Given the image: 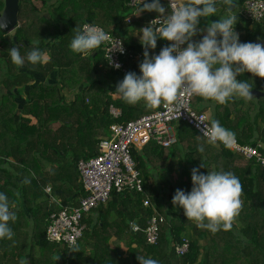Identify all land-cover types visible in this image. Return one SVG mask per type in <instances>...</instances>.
Wrapping results in <instances>:
<instances>
[{"label": "trees", "instance_id": "obj_1", "mask_svg": "<svg viewBox=\"0 0 264 264\" xmlns=\"http://www.w3.org/2000/svg\"><path fill=\"white\" fill-rule=\"evenodd\" d=\"M160 2L170 11L166 0ZM3 7L0 0V11ZM216 7L217 17L226 14L223 0H217ZM134 10L128 0H20L15 32L0 28V192L9 197L17 215L10 222L13 239L0 240V264H140L138 256L159 264H264V166L225 145L209 143L186 122L177 127V141L171 146L150 142L141 150L132 148L143 192L113 191L109 201L83 219L86 227L76 245L47 238L50 214L78 205L85 195L79 160L99 153V143L111 134L113 123L158 108H148L143 101L130 105L115 97L117 92L110 87L128 72L142 75L144 47L134 35L159 13L144 11L135 17ZM235 15L240 42L264 44V20L254 22L237 10ZM88 21L111 30L142 56L126 59L127 71L122 72L109 66L102 45L87 54L74 53L70 42L75 29ZM211 21L202 17L199 27ZM205 34L193 39L199 41ZM35 41L49 56L45 64L33 65L26 59L37 47ZM170 44L158 38L156 49L149 53L158 55ZM12 47L25 57L22 67L12 63L8 52ZM237 79L264 91V78L246 72ZM111 105L122 114L112 116ZM194 105L201 112L211 108L210 122L219 121L241 143L262 144L259 149L264 154V96L236 97L223 105L196 96ZM193 168L204 174L232 172L241 181L243 207L231 231L214 234L200 228L187 219L183 208L173 205L177 189L191 191ZM146 197L149 205L144 204ZM153 217L158 237L150 243L147 228ZM185 239L190 241L189 249L178 255L175 245Z\"/></svg>", "mask_w": 264, "mask_h": 264}, {"label": "clouds", "instance_id": "obj_2", "mask_svg": "<svg viewBox=\"0 0 264 264\" xmlns=\"http://www.w3.org/2000/svg\"><path fill=\"white\" fill-rule=\"evenodd\" d=\"M216 3L217 0H185L177 4L176 0H169L168 11L160 0H152L151 3L143 0L136 15L144 11L159 15L140 29L144 47V59L139 64L142 75L128 72L116 86L115 91L126 103L135 105L143 101L148 108L164 105L181 112V109H186V100L192 96L221 105L236 97L253 98L251 85L237 77L248 72L264 78V44L240 42L239 34L235 31L237 17L232 11L234 0H223L228 6L226 14L200 28L202 17L216 15ZM8 24V18L0 16V28L6 29ZM75 32L70 49L78 54H87L112 39L102 28L90 24L77 27ZM199 33L206 34L195 41L193 38ZM158 38L171 44L152 56L149 49H156ZM34 44L37 47L27 53V61L33 65L47 63L49 56L39 49V41ZM117 47L121 53L124 52L123 44ZM8 52L13 64L18 67L24 65L25 57L17 47H12ZM114 66L120 67L119 64ZM198 122L203 124L202 136L209 143L219 141L231 147L236 142V134L219 121L212 120L210 126L202 120ZM198 150L203 152V146ZM201 167L205 165L201 164ZM191 179V191L177 189L173 205L183 208L187 219L200 228L214 234L221 230L231 231L243 207V185L239 178L232 172L208 171L204 174L199 168H193ZM13 208L9 197L0 192V240L13 239L10 222L17 219ZM138 260L140 264H159L150 257L138 256ZM21 264H26V261Z\"/></svg>", "mask_w": 264, "mask_h": 264}, {"label": "built area", "instance_id": "obj_3", "mask_svg": "<svg viewBox=\"0 0 264 264\" xmlns=\"http://www.w3.org/2000/svg\"><path fill=\"white\" fill-rule=\"evenodd\" d=\"M166 1L169 7V0ZM142 2L143 0H135V2L128 0V4L135 9H138ZM176 3L182 4L184 0H176ZM240 5L239 12L244 18L254 22L264 20V0H241ZM156 17H151L147 23L149 24ZM85 24L98 26L112 37L110 41L101 45L105 50V58L109 66L114 70L126 72V59L142 56L141 53L136 54L130 50L120 36L115 35L104 26L91 21ZM122 44L123 53L117 47ZM116 64H119L120 67L116 68L114 66ZM195 98L196 96L188 98L186 109H181V112L176 111L174 107L161 105L156 110L136 119L113 123L110 126L111 134L103 137L99 143V153L88 158H82L78 162L85 195L80 198L78 205L67 206L50 214L47 238L54 242H65L70 246L76 245L86 227L83 219L94 208L109 201L113 191L122 192L128 189L143 192V180L137 168L136 160L132 156V148L141 150L150 142L162 147L173 145L177 141V127L181 122L188 123L202 134L203 124H199L198 120L204 121L209 126L211 122L206 112L197 110L194 105ZM110 113L112 116L118 117L122 114V110L111 105ZM214 144L224 145L219 141ZM260 147L262 144H245L236 138V142L228 148L242 154L246 159H256L264 166V154L259 149ZM47 191L50 192V188ZM144 204H150L149 197L144 199ZM134 229H139V226L134 225ZM157 237V218L153 217L150 226L147 228V238L150 243H155ZM189 246L190 241L185 239L175 245V251L178 255H183L188 251Z\"/></svg>", "mask_w": 264, "mask_h": 264}, {"label": "water", "instance_id": "obj_4", "mask_svg": "<svg viewBox=\"0 0 264 264\" xmlns=\"http://www.w3.org/2000/svg\"><path fill=\"white\" fill-rule=\"evenodd\" d=\"M19 3L20 0H4V7L0 11V16H6L9 20L8 27L6 29L1 28L6 33H11L19 25ZM252 96L255 98L264 96V91L252 89Z\"/></svg>", "mask_w": 264, "mask_h": 264}, {"label": "crops", "instance_id": "obj_5", "mask_svg": "<svg viewBox=\"0 0 264 264\" xmlns=\"http://www.w3.org/2000/svg\"><path fill=\"white\" fill-rule=\"evenodd\" d=\"M234 4H235V7L232 9V11H233V13L235 14V12H236V10L239 12L240 11V8H241V3L239 2V0H235L234 1ZM137 14V9H135L134 10V12H133V16H135V17H140L142 14H143V12L141 13V14H139V15H136ZM130 18H131V16H130ZM130 18H129V20H130ZM210 18V20H218V19H220L221 17H217L216 15H214V16H211V17H209ZM148 22V21H147ZM145 23V26H147L148 25V23ZM144 26V27H145ZM238 34H239V32L238 31H236ZM141 35H142V33H140V32H137L135 35H134V37H135V39H137V40H140L141 41V39H140V37H141ZM135 58H133V59H131V60H134ZM54 79L53 78H51V81H53ZM111 87V90H114V89H116V86L115 85H111L110 86ZM114 96L115 97H119L120 95L118 94V93H115L114 94ZM145 104V103H144ZM248 105L249 104H247V105H245V107L247 108L248 107ZM213 108V107H212ZM211 108L209 109L208 108V110L207 111H205L206 113H208V116L210 117L211 116Z\"/></svg>", "mask_w": 264, "mask_h": 264}, {"label": "rangeland", "instance_id": "obj_6", "mask_svg": "<svg viewBox=\"0 0 264 264\" xmlns=\"http://www.w3.org/2000/svg\"><path fill=\"white\" fill-rule=\"evenodd\" d=\"M16 30V29H15ZM15 30H13L10 34H13L14 32H15ZM64 92L66 93V95H68V97H73L72 95H71V92L69 91V90H64ZM196 108H197V110H199L200 109V106H196ZM208 114V113H207Z\"/></svg>", "mask_w": 264, "mask_h": 264}]
</instances>
